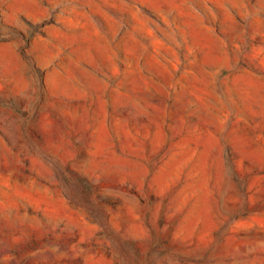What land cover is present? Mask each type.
<instances>
[{"label": "rangeland", "instance_id": "1", "mask_svg": "<svg viewBox=\"0 0 264 264\" xmlns=\"http://www.w3.org/2000/svg\"><path fill=\"white\" fill-rule=\"evenodd\" d=\"M0 264H264V0H0Z\"/></svg>", "mask_w": 264, "mask_h": 264}]
</instances>
